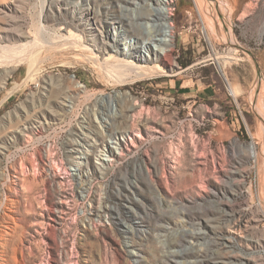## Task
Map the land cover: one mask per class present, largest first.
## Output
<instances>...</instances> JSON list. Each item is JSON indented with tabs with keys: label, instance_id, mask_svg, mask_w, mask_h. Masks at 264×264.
Masks as SVG:
<instances>
[{
	"label": "rangeland",
	"instance_id": "1",
	"mask_svg": "<svg viewBox=\"0 0 264 264\" xmlns=\"http://www.w3.org/2000/svg\"><path fill=\"white\" fill-rule=\"evenodd\" d=\"M43 1L0 0V264H264V0H170L157 59L153 0Z\"/></svg>",
	"mask_w": 264,
	"mask_h": 264
},
{
	"label": "bare ground",
	"instance_id": "2",
	"mask_svg": "<svg viewBox=\"0 0 264 264\" xmlns=\"http://www.w3.org/2000/svg\"><path fill=\"white\" fill-rule=\"evenodd\" d=\"M47 1L48 0H44L43 1L44 5L42 6L43 7L42 8L43 10L41 11V13L43 11H45V8L48 5L47 4L48 3ZM169 2H170V0H153L152 5H149L148 4V9L150 10V18L153 21L155 20L154 22H152L151 20L148 21V22H145L146 23V26L145 27L148 29L147 30L148 31V33H147L148 34V37H146V39L143 41V48H144V50L142 52L148 58L157 59L159 56H161V57L162 56L163 57L164 56L167 57V56L170 55V52L172 51V43H173L172 42L173 41V39H172V36H173V34H172V32H173L172 27H173V25L167 19L168 17H170V15L172 13V12H170V8L168 7ZM135 4H136V2H135ZM42 29H43V27H42ZM69 33L71 35H73L72 32H69ZM58 37H59V40L58 41L57 40H54V41L53 40H50L51 43H56V44L59 43V45L62 46V47H65V46H69L70 45L69 39H70L71 36L69 37V39H68V36L66 37L64 34L58 35ZM73 45L75 46V44H73ZM1 49H3V48H1ZM124 62L125 63H123V64L120 63V62L118 64H121V65L125 66L126 69L129 72L131 71L136 76L139 77V76H145V75H148V74L150 75V71L144 70V68H143L144 65L135 64L133 62L132 63L131 62H127L126 60ZM121 65H119V66H121ZM123 66H121V67H123ZM121 69L122 68H120V71H121ZM122 72H125V70L122 71ZM151 72H152V70H151ZM153 73H155V72H153ZM127 76L128 75H126V77ZM128 77H131V76H128ZM82 149H81V152H82ZM87 150H86L85 153H87ZM249 151L252 153V155L256 156L257 152H256L255 147H254L253 144L250 145ZM85 153H84V156H85ZM84 156H80L79 159L76 161V163H75V166L76 167H75L74 171L81 170L82 165H83V161L85 159ZM110 160H113V159H105L104 161H107L108 162ZM78 173L79 172H77V174Z\"/></svg>",
	"mask_w": 264,
	"mask_h": 264
},
{
	"label": "trees",
	"instance_id": "3",
	"mask_svg": "<svg viewBox=\"0 0 264 264\" xmlns=\"http://www.w3.org/2000/svg\"><path fill=\"white\" fill-rule=\"evenodd\" d=\"M190 63H191L190 60H188V61H181V64H182L184 67L188 66Z\"/></svg>",
	"mask_w": 264,
	"mask_h": 264
},
{
	"label": "crops",
	"instance_id": "4",
	"mask_svg": "<svg viewBox=\"0 0 264 264\" xmlns=\"http://www.w3.org/2000/svg\"><path fill=\"white\" fill-rule=\"evenodd\" d=\"M182 87V86H181ZM190 90V88L188 89V91ZM191 91V90H190ZM190 93V92H189ZM203 93H210V91L209 90H206L205 92H203Z\"/></svg>",
	"mask_w": 264,
	"mask_h": 264
}]
</instances>
